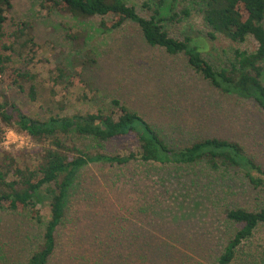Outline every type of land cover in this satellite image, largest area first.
Masks as SVG:
<instances>
[{"label":"rangeland","instance_id":"374dc122","mask_svg":"<svg viewBox=\"0 0 264 264\" xmlns=\"http://www.w3.org/2000/svg\"><path fill=\"white\" fill-rule=\"evenodd\" d=\"M124 1L141 16L153 14L154 0ZM11 3L2 41L9 43L13 31L25 21L40 48L27 64L18 58L9 63L4 80L12 79L14 67L29 70L35 77L36 96L31 99L27 91L3 82L0 102H8V113L14 103L27 115L44 120L52 114L108 111L117 98L166 133L175 146L208 136L229 138L241 142L264 166V111L253 100L214 89L188 67L184 55L172 56L148 45L135 23L126 20L105 31L100 21L115 20L113 15L82 18L43 9L40 0ZM166 5L171 13L190 8L189 16L162 22L170 36H191L203 43L202 55L215 66L227 64L236 49L257 48L251 35L243 41L221 34L211 38L201 14L189 2L167 0ZM0 128L2 140L7 127L1 119ZM31 141L38 147L15 150L13 146L8 152L34 165L42 144ZM79 144L86 146L88 141ZM108 149L123 153L136 146L120 139ZM144 168L138 163L83 168L70 191L68 214L57 229L56 250L48 264H213L241 227L226 218L225 209L264 207V183L255 187L239 168L201 172L198 181L175 185H169L163 169ZM49 201L43 187L36 204L41 222L30 219L24 210L0 214V264H23L36 248L50 217ZM142 240L160 242L165 253L138 251L135 244ZM231 264H264V223L236 248Z\"/></svg>","mask_w":264,"mask_h":264},{"label":"trees","instance_id":"16d2710c","mask_svg":"<svg viewBox=\"0 0 264 264\" xmlns=\"http://www.w3.org/2000/svg\"><path fill=\"white\" fill-rule=\"evenodd\" d=\"M183 1L191 3L198 10L209 28L211 38L221 34L232 41H243L247 35H251L257 42L256 50L248 52L236 49L227 64L215 66L204 58L203 43L199 45L196 38L185 36L177 39L169 35L162 21L180 20L189 16L191 10L186 6L171 13V7L166 5L167 0H154L155 8L149 17L139 15L124 0H40L39 5L46 10H58L82 18L113 15L115 20L100 21V27L105 31L129 20L138 26L148 45L162 48L172 56L184 55L188 67L200 74L214 89L239 99L253 100L264 111V0ZM11 7V0H0V85L3 82L16 85L34 99L35 77L29 70L14 67L10 74L12 79L4 80L13 58L27 64L40 48L34 41L32 26L25 21L20 22L13 31L9 43L2 41L6 12ZM179 14L182 17H178ZM93 62L90 56L89 63ZM7 105V101L0 102V119L4 126L27 134L42 147L34 165L20 160L12 152L0 150V214L24 210L30 219L41 222L36 204L43 187L50 199V217L43 224L36 248L30 250L23 264L49 263L56 250L57 229L68 214L70 191L80 171L90 164L127 167L138 163L144 165L146 171L161 168L170 181L169 185L192 184L198 181V173L229 168L242 170L255 187L264 183V166L246 152L241 142L208 136L192 139L182 147L175 146L169 142L166 133L117 98L111 100L108 111L97 109L94 112L52 114L44 120L27 115L14 103H10L12 112L8 113ZM2 132L3 128H0V139ZM120 139L133 141L136 150L111 152L108 145ZM80 140H87L88 144L82 146ZM224 213L227 219L241 227L213 264H231L236 248L253 234L260 223H264V207L258 210L226 208ZM135 248L155 255L166 251L160 242L143 240L135 244Z\"/></svg>","mask_w":264,"mask_h":264},{"label":"clouds","instance_id":"9594fccd","mask_svg":"<svg viewBox=\"0 0 264 264\" xmlns=\"http://www.w3.org/2000/svg\"><path fill=\"white\" fill-rule=\"evenodd\" d=\"M13 146L15 150L38 147V145L31 141L29 136L17 132L14 127H7L4 129L3 139L0 140V147L6 151H13Z\"/></svg>","mask_w":264,"mask_h":264}]
</instances>
